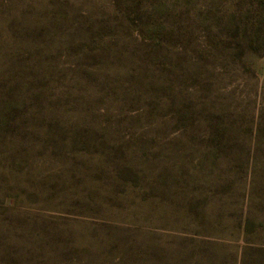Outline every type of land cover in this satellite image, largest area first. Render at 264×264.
Returning a JSON list of instances; mask_svg holds the SVG:
<instances>
[{
    "label": "rangeland",
    "instance_id": "obj_1",
    "mask_svg": "<svg viewBox=\"0 0 264 264\" xmlns=\"http://www.w3.org/2000/svg\"><path fill=\"white\" fill-rule=\"evenodd\" d=\"M0 264H264V0H0Z\"/></svg>",
    "mask_w": 264,
    "mask_h": 264
}]
</instances>
